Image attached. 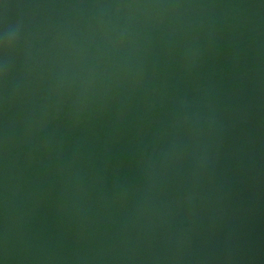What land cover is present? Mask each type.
Wrapping results in <instances>:
<instances>
[{"label":"water","instance_id":"1","mask_svg":"<svg viewBox=\"0 0 264 264\" xmlns=\"http://www.w3.org/2000/svg\"><path fill=\"white\" fill-rule=\"evenodd\" d=\"M0 264H264V0H0Z\"/></svg>","mask_w":264,"mask_h":264}]
</instances>
